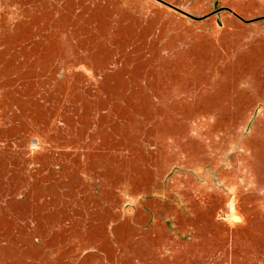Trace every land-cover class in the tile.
Instances as JSON below:
<instances>
[{
	"label": "rangeland",
	"instance_id": "obj_1",
	"mask_svg": "<svg viewBox=\"0 0 264 264\" xmlns=\"http://www.w3.org/2000/svg\"><path fill=\"white\" fill-rule=\"evenodd\" d=\"M0 264H264V0H3Z\"/></svg>",
	"mask_w": 264,
	"mask_h": 264
},
{
	"label": "built area",
	"instance_id": "obj_2",
	"mask_svg": "<svg viewBox=\"0 0 264 264\" xmlns=\"http://www.w3.org/2000/svg\"><path fill=\"white\" fill-rule=\"evenodd\" d=\"M2 8H3V0H0V73H1V58H2V25H1V15H2Z\"/></svg>",
	"mask_w": 264,
	"mask_h": 264
}]
</instances>
